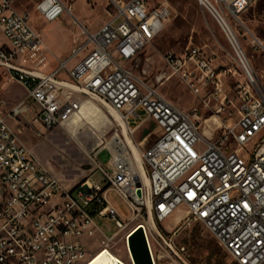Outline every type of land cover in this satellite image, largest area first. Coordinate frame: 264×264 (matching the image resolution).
<instances>
[{
	"label": "built area",
	"instance_id": "obj_1",
	"mask_svg": "<svg viewBox=\"0 0 264 264\" xmlns=\"http://www.w3.org/2000/svg\"><path fill=\"white\" fill-rule=\"evenodd\" d=\"M106 1V18L98 29L82 27L85 39L71 48L69 57L43 71L50 63L47 48L30 25L28 11L16 10L13 0H0V35L6 40L0 43V64L25 91V98L8 110L0 98V259L4 264H88L101 250L110 251L119 232L125 230V238L133 221L150 234L149 218L164 221L183 211L178 222L203 225L236 264H263L264 90L247 71L248 78L239 85L237 120L216 138H196L197 111L182 110L125 67L160 32L171 13L169 4ZM255 1L196 0L235 49L226 17L237 18ZM34 9L45 22L71 14L64 0H38ZM252 43L264 54V39L253 37ZM83 51V57L68 67ZM162 58L167 71L154 76L156 85L175 76L196 97H218L220 73L199 47L166 52ZM76 94L100 98L118 113L125 131L119 126V132L100 138L86 151L88 173L68 188L37 162L6 118L51 130L79 110ZM25 100L35 109L23 106ZM220 100L223 104L225 97ZM149 121L159 134L145 147L146 140H135L133 134ZM125 136L137 148L147 183L134 167ZM104 151L107 165L98 158ZM110 192L130 209L128 217L117 212ZM95 218L107 219L115 231L102 234L91 254L85 239L100 233ZM152 231L156 242L166 244L185 264L171 247V238L167 242L162 231Z\"/></svg>",
	"mask_w": 264,
	"mask_h": 264
},
{
	"label": "rangeland",
	"instance_id": "obj_2",
	"mask_svg": "<svg viewBox=\"0 0 264 264\" xmlns=\"http://www.w3.org/2000/svg\"><path fill=\"white\" fill-rule=\"evenodd\" d=\"M37 1L13 0L12 4L18 11H28L30 25L40 34L47 48L50 63L48 67L42 69L43 71H49V68L55 66L57 60L69 57L71 48L85 39L81 33L82 27L93 32L106 18V0H64L71 6V14L64 12L56 20L45 22L34 9ZM146 1L150 5L167 2L171 13L160 32L141 49L134 60L127 62L125 67L130 68L133 74L144 83L153 85L158 93L182 110L195 109L198 114L200 132L205 129L208 133L205 136L216 138L226 126H231L237 120L239 85L248 78L247 71L264 90V54L252 43L253 37L264 39V0L251 3L238 14L237 18L226 17L234 33L235 44L241 49V55L237 52L238 49L233 47L215 18L196 0ZM5 42V38L0 35V43ZM187 46L199 47L201 53L211 59L216 72L220 73L221 91L217 98L209 94L204 97L192 95L175 76L161 85L154 83L156 74L167 71L163 55L166 52L179 54ZM85 51L75 56L68 63V67H71ZM211 89L210 85L208 91ZM76 95L80 98L78 112L68 122L51 130H44L39 123L23 124L6 118L37 162L68 188H72L88 173L90 165L85 152L96 146L98 142L95 143L94 139L108 138L119 128V123L109 113L107 104L100 98L89 94ZM220 97H225L223 104ZM0 98L5 101L6 110L25 98L24 89L9 76L1 64ZM23 106H26L29 111L35 109L34 103L30 100H25ZM220 106L222 109L218 111ZM35 131H40L42 134L38 136ZM158 134L159 128L149 121L142 124L133 136L135 140L144 138L146 147L153 143ZM100 159L102 163H107L108 155L105 151L102 152ZM108 198L121 216H129L130 209L115 193L110 192ZM176 213L179 216L183 214V211ZM171 218L155 222V225L159 231L163 232L167 242L168 238H171V247L178 256L185 259V264H236L203 225L198 222L183 225L178 221L171 225ZM95 223L100 233L85 239L86 247L92 250L91 254L94 253L102 234L110 235L115 231V226L107 219L95 218ZM136 224L138 221H133L130 227ZM107 226L110 227V231ZM176 228L177 232L172 235ZM149 229L150 234L147 232V238L155 264H183L166 244L160 240L159 244L156 242L152 228L149 227ZM125 232L124 230L118 233L110 246V251L124 264H131L124 238Z\"/></svg>",
	"mask_w": 264,
	"mask_h": 264
},
{
	"label": "water",
	"instance_id": "obj_3",
	"mask_svg": "<svg viewBox=\"0 0 264 264\" xmlns=\"http://www.w3.org/2000/svg\"><path fill=\"white\" fill-rule=\"evenodd\" d=\"M101 155L102 152L98 154V158L102 162V160L100 159ZM104 164L107 165L106 162H104ZM137 185H139L138 180ZM137 194L140 195V189H137ZM125 241L132 264H155L148 244V238L142 225H137L133 229H131L125 236ZM106 251L107 250H101L100 252H98L89 261L88 264H124L120 259L114 257L113 255L108 253V251ZM103 252H105V254L101 256Z\"/></svg>",
	"mask_w": 264,
	"mask_h": 264
},
{
	"label": "bare ground",
	"instance_id": "obj_4",
	"mask_svg": "<svg viewBox=\"0 0 264 264\" xmlns=\"http://www.w3.org/2000/svg\"><path fill=\"white\" fill-rule=\"evenodd\" d=\"M232 30V29H231ZM232 32V34H234L233 33V31H231ZM235 47L238 49V51L237 52H239L240 53V55H241V49H240V47H238L236 44H235ZM236 49V50H237ZM239 55V56H240ZM240 58V57H239ZM242 59V58H241ZM243 61V60H242ZM243 64L245 65V63H244V61H243ZM245 68H246V65H245ZM99 99V98H98ZM108 108H109V113H111V115L115 118V120L119 123L118 125L119 126H121L122 127V132H123V134H124V131H125V125L121 122V119H120V117H119V115H118V113L114 110V109H112L110 106H108V105H106ZM80 108V107H79ZM78 111H76V113H77ZM75 113V114H76ZM111 116V117H112ZM206 134H208L207 132H206V130L204 129L202 132H200V130L199 129H196V138H203V135H206ZM99 139L100 138H95L94 140H95V143L96 142H98L99 141ZM92 140H93V138H92ZM125 140L127 141V143H128V146H129V153H130V156H131V159L133 160L132 162H133V164H134V167L140 172V174H141V179H142V181L143 182H145V183H147V178H146V176L144 175V168H143V165H142V162H141V159L139 158V155H138V153H137V148L131 143V141H130V139H129V137L128 136H125ZM96 145V144H95ZM138 224H136V225H134V227L135 226H137ZM148 226L150 227V228H155L156 229V225H155V222H154V220L152 219V217L151 218H149V220H148ZM133 227V228H134ZM145 230H146V226H144L143 227ZM146 234H147V232H146ZM148 244H149V242H148ZM149 247H150V245H149ZM128 250V249H127ZM150 250H151V248H150ZM108 251V253H110L111 255H113L114 257H116L111 251H109V250H107ZM106 251V252H107ZM105 254V252H103L102 254H101V256H103ZM128 255H129V258H130V261H131V257H130V254H129V252H128ZM100 256V257H101ZM99 257V258H100ZM98 258V259H99ZM117 258V257H116ZM97 259V260H98ZM0 264H4V259H0ZM131 264H132V261H131Z\"/></svg>",
	"mask_w": 264,
	"mask_h": 264
},
{
	"label": "crops",
	"instance_id": "obj_5",
	"mask_svg": "<svg viewBox=\"0 0 264 264\" xmlns=\"http://www.w3.org/2000/svg\"><path fill=\"white\" fill-rule=\"evenodd\" d=\"M83 57V55L81 56V57H79V59L78 60H80L81 58ZM74 64V63H73ZM73 64H72V66H73ZM20 101V100H19ZM6 106V105H5ZM7 107V106H6ZM10 119V118H9ZM11 121V120H10ZM7 123L10 125V122H9V120H7ZM11 126V125H10ZM176 213V212H175ZM172 218H171V220H170V223H171V225L172 224H174V223H176L177 221H178V213H176V214H174L173 216H171ZM166 220V219H165ZM164 220V221H165Z\"/></svg>",
	"mask_w": 264,
	"mask_h": 264
}]
</instances>
